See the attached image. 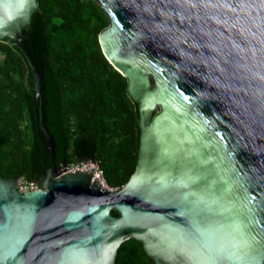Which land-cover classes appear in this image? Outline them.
<instances>
[{
    "label": "water",
    "instance_id": "95a60500",
    "mask_svg": "<svg viewBox=\"0 0 264 264\" xmlns=\"http://www.w3.org/2000/svg\"><path fill=\"white\" fill-rule=\"evenodd\" d=\"M97 1L138 102L134 170L112 189L62 172L39 115L52 167L30 191L0 176V264H114L129 238L153 264H264V0ZM35 7L0 0V39Z\"/></svg>",
    "mask_w": 264,
    "mask_h": 264
},
{
    "label": "trees",
    "instance_id": "16d2710c",
    "mask_svg": "<svg viewBox=\"0 0 264 264\" xmlns=\"http://www.w3.org/2000/svg\"><path fill=\"white\" fill-rule=\"evenodd\" d=\"M35 2L19 39H0V176L29 184L52 167L40 115L53 136L56 161L93 158L108 186L118 187L134 170L139 115L126 77L98 40L107 14L95 0ZM24 54L40 74L41 96ZM114 264L153 262L129 238L117 248Z\"/></svg>",
    "mask_w": 264,
    "mask_h": 264
},
{
    "label": "built area",
    "instance_id": "2783aa9c",
    "mask_svg": "<svg viewBox=\"0 0 264 264\" xmlns=\"http://www.w3.org/2000/svg\"><path fill=\"white\" fill-rule=\"evenodd\" d=\"M64 167V171L62 172H80L83 173H90L92 174L91 180L94 181L95 179L97 180V183L102 187V188H107V189H112L113 187L108 186L103 171L100 168L98 162L96 160H91L90 158L88 159H82V160H76L70 163L62 164ZM34 183V182H32Z\"/></svg>",
    "mask_w": 264,
    "mask_h": 264
},
{
    "label": "rangeland",
    "instance_id": "374dc122",
    "mask_svg": "<svg viewBox=\"0 0 264 264\" xmlns=\"http://www.w3.org/2000/svg\"><path fill=\"white\" fill-rule=\"evenodd\" d=\"M95 1L100 5V3H99L97 0H95ZM157 109H158V108H156V109L153 111V113H152V115H151V118H153L154 115L157 113ZM18 184H19V188H20L21 191H30V190L36 188L35 183L25 184L21 179L18 181Z\"/></svg>",
    "mask_w": 264,
    "mask_h": 264
},
{
    "label": "flooded vegetation",
    "instance_id": "af4514ba",
    "mask_svg": "<svg viewBox=\"0 0 264 264\" xmlns=\"http://www.w3.org/2000/svg\"><path fill=\"white\" fill-rule=\"evenodd\" d=\"M56 161V160H55ZM62 164H66V162H59V160L58 161H56V166L59 168L60 167V165H62Z\"/></svg>",
    "mask_w": 264,
    "mask_h": 264
},
{
    "label": "bare ground",
    "instance_id": "6f19581e",
    "mask_svg": "<svg viewBox=\"0 0 264 264\" xmlns=\"http://www.w3.org/2000/svg\"><path fill=\"white\" fill-rule=\"evenodd\" d=\"M92 181V180H91ZM103 189H105V188H103ZM107 189V188H106Z\"/></svg>",
    "mask_w": 264,
    "mask_h": 264
}]
</instances>
